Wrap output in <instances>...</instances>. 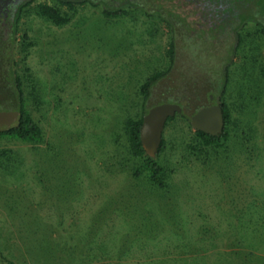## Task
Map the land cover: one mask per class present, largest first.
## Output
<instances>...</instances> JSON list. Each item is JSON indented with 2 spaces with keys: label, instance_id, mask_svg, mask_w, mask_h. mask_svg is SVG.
Listing matches in <instances>:
<instances>
[{
  "label": "rangeland",
  "instance_id": "obj_1",
  "mask_svg": "<svg viewBox=\"0 0 264 264\" xmlns=\"http://www.w3.org/2000/svg\"><path fill=\"white\" fill-rule=\"evenodd\" d=\"M40 3L68 21L41 15ZM154 3L116 17L89 3L23 8L16 69L43 139L0 136V264H264L262 26L214 41L185 28L168 0L180 12L168 16L173 30ZM158 71L145 101L141 85ZM225 77L228 137L204 145L175 114L156 157L165 185L151 181L128 120L163 102L191 117Z\"/></svg>",
  "mask_w": 264,
  "mask_h": 264
},
{
  "label": "trees",
  "instance_id": "obj_2",
  "mask_svg": "<svg viewBox=\"0 0 264 264\" xmlns=\"http://www.w3.org/2000/svg\"><path fill=\"white\" fill-rule=\"evenodd\" d=\"M33 1L35 0H25L18 7V14L14 19L12 26L8 30L0 31V109H16L19 111L18 120L14 124H12V126L8 130L0 131V136H12L24 141L39 142L43 139V130L39 123L34 119L30 110L27 108V98L23 87V80L16 69L17 61L15 58L17 49L16 37L18 30V22L23 8L31 4ZM74 1L75 0H61V3L68 5L69 8H73L75 6ZM98 3L99 2L92 1L93 5H96ZM253 4L254 7L251 8L245 15H243L244 17H242L241 19L239 29L241 30L249 22H256L257 24L262 26L264 32V0H253ZM126 9L127 8H125V5L123 4L116 5L107 1L103 2V11L104 14H106L107 16H120L126 12ZM39 12L41 15L48 17L56 24H63L68 21V17L63 15L59 8L47 3L39 4ZM159 15L163 20L169 22V25H171L173 30H175L173 21L169 19V17H173H171L168 13H164L163 11H159ZM240 37L241 34L240 31H238V41L240 40ZM168 52L170 54L171 62H174V41H171ZM166 73L167 71L155 72L150 77H148L146 81L141 85V92L144 95L145 101H147V99L150 97L152 87ZM226 77L224 79L222 87L219 90L221 98L224 95L227 86ZM5 104L8 107L4 106ZM182 107L183 111L181 113L187 116L188 118H191L190 115L185 112L186 106L182 104ZM222 107L225 119V126L221 134L212 135L202 130H196V134L200 138L201 143H203L204 145L220 144L221 139L227 138L229 135L228 126L230 124L231 114L228 106L223 101ZM149 108H144L143 115L149 110ZM143 115H141V117L137 119L130 118L127 122V130L131 149L135 156L145 157L143 166L144 168L150 171V180L154 183L159 184L160 186H164V176L166 169L159 161H157L156 157L159 156L163 151L165 140L164 138L162 139L161 147L155 158H151L146 154L141 140V127L143 123ZM173 118L174 116H171L168 118L167 121Z\"/></svg>",
  "mask_w": 264,
  "mask_h": 264
},
{
  "label": "flooded vegetation",
  "instance_id": "obj_3",
  "mask_svg": "<svg viewBox=\"0 0 264 264\" xmlns=\"http://www.w3.org/2000/svg\"><path fill=\"white\" fill-rule=\"evenodd\" d=\"M25 0H0V31L8 30L18 14V7ZM57 4L68 7L62 4L61 0H52ZM92 1L99 2L96 5H102L107 1L116 5L123 4L125 8L141 9L147 7V3L154 5V2H161L162 6L159 11L168 13L171 17L177 16L180 13L178 10H171L174 6L178 8L182 14L179 16L186 21L184 27L191 32L204 36L207 39L217 41V39H231L237 37L241 19L251 8L254 7L253 0H169V4L173 5L167 8L168 0H75V4H92ZM156 6V4H155ZM144 7V8H145ZM149 13L156 12L155 7L151 9L145 8ZM158 15V14H157ZM161 18V17H160ZM181 24V22L179 21ZM238 40V39H237ZM236 40V41H237ZM221 98V94L209 93L208 101L203 106L214 105ZM199 109V108H198ZM197 109V110H198Z\"/></svg>",
  "mask_w": 264,
  "mask_h": 264
},
{
  "label": "water",
  "instance_id": "obj_4",
  "mask_svg": "<svg viewBox=\"0 0 264 264\" xmlns=\"http://www.w3.org/2000/svg\"><path fill=\"white\" fill-rule=\"evenodd\" d=\"M183 107L176 102H163L149 108L143 115L141 140L146 154L155 158L163 139V130L169 117L181 113ZM19 118L16 109H0V131L8 130ZM194 130H202L212 135L223 132L225 119L222 99L214 105L200 107L190 118Z\"/></svg>",
  "mask_w": 264,
  "mask_h": 264
}]
</instances>
